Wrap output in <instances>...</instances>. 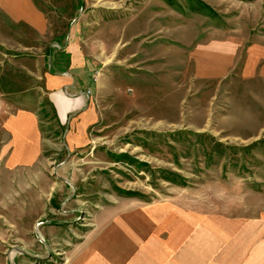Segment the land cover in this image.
I'll return each mask as SVG.
<instances>
[{
    "label": "rangeland",
    "instance_id": "obj_1",
    "mask_svg": "<svg viewBox=\"0 0 264 264\" xmlns=\"http://www.w3.org/2000/svg\"><path fill=\"white\" fill-rule=\"evenodd\" d=\"M33 2L45 33L0 5V264H125L165 202L189 212L161 222L191 235L177 257L264 264V81L241 76L264 47V0ZM74 24L99 116L76 142L44 85ZM218 48L238 53L233 68L205 78L202 51ZM19 111L40 134L26 164L5 130ZM190 213L193 232L180 226Z\"/></svg>",
    "mask_w": 264,
    "mask_h": 264
},
{
    "label": "crops",
    "instance_id": "obj_2",
    "mask_svg": "<svg viewBox=\"0 0 264 264\" xmlns=\"http://www.w3.org/2000/svg\"><path fill=\"white\" fill-rule=\"evenodd\" d=\"M0 5L12 22L25 23L36 31L45 33L47 21L33 0H1ZM76 25L74 24L71 32L66 35L64 47L60 46V51L62 49L67 54V64L61 67L50 66V72L46 75L44 81L47 92L46 98L56 112L61 125L67 126L66 132H69V135H71L70 139L73 142L77 141H75V138H78L76 136L85 135L87 130L99 121L97 109L92 101V84L89 82L87 60L81 51L80 45L77 43L79 32ZM228 54H234L235 57L238 53L226 52L225 48H218L217 52L202 51L201 64L197 66H201L206 74L203 77L209 79L227 77L229 70L233 68V65L226 61ZM248 56L249 60L243 65L241 76L244 80L264 81V47L251 48L247 54ZM52 58L53 55H50L51 64ZM215 73H217L216 76L214 75ZM88 91L91 92V96H87L86 93ZM36 119L37 117L34 113L27 111H19L6 119L5 130L11 135V151L13 153L10 158L13 160H21V163L26 164L27 160L32 162L33 159L38 157V152L41 149ZM153 209L151 210L150 208L146 216H142L143 219L149 217L147 220L154 224L152 228L144 224L146 225L145 232L149 233L153 229L152 232L149 233L148 239L143 244L136 246L129 244V246L135 248L131 249L133 252L125 258V264H194L193 261L195 260L197 263L198 258L194 256L185 257L184 259L177 257V254L187 246L191 235H183L180 240L172 238V233H163L162 226L164 225L161 224L169 217L172 220L170 223L175 221L178 224L177 213L188 214L189 212L177 210L172 204L166 202L161 206H157V209ZM153 214L157 215L149 216ZM190 214L191 220H181L180 226L189 227L193 232V228H195L192 222L193 213ZM174 231H178L177 226ZM190 245L192 246V244ZM207 257L205 255L201 256L199 263H220L221 256L219 255ZM100 262L104 264L102 259ZM116 263V257L110 256L108 264Z\"/></svg>",
    "mask_w": 264,
    "mask_h": 264
},
{
    "label": "built area",
    "instance_id": "obj_3",
    "mask_svg": "<svg viewBox=\"0 0 264 264\" xmlns=\"http://www.w3.org/2000/svg\"><path fill=\"white\" fill-rule=\"evenodd\" d=\"M86 94H87V96H91V92L90 91H88Z\"/></svg>",
    "mask_w": 264,
    "mask_h": 264
}]
</instances>
